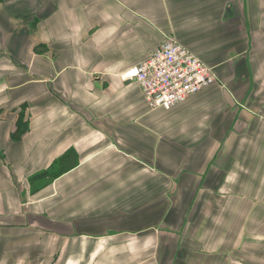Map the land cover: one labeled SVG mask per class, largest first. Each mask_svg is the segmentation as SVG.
<instances>
[{
	"label": "crops",
	"instance_id": "0c3cea01",
	"mask_svg": "<svg viewBox=\"0 0 264 264\" xmlns=\"http://www.w3.org/2000/svg\"><path fill=\"white\" fill-rule=\"evenodd\" d=\"M168 37L220 84L153 110ZM0 264H264V0H0Z\"/></svg>",
	"mask_w": 264,
	"mask_h": 264
},
{
	"label": "built area",
	"instance_id": "2783aa9c",
	"mask_svg": "<svg viewBox=\"0 0 264 264\" xmlns=\"http://www.w3.org/2000/svg\"><path fill=\"white\" fill-rule=\"evenodd\" d=\"M122 80L137 82L153 110H170L220 84L213 68L171 37L148 60L125 72Z\"/></svg>",
	"mask_w": 264,
	"mask_h": 264
},
{
	"label": "trees",
	"instance_id": "16d2710c",
	"mask_svg": "<svg viewBox=\"0 0 264 264\" xmlns=\"http://www.w3.org/2000/svg\"><path fill=\"white\" fill-rule=\"evenodd\" d=\"M47 174H49V173H45L44 175H47Z\"/></svg>",
	"mask_w": 264,
	"mask_h": 264
}]
</instances>
